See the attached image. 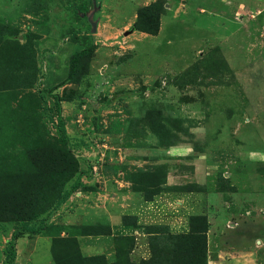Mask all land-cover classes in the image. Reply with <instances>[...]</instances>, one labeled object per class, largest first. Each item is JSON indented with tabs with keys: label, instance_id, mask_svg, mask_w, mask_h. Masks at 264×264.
Returning a JSON list of instances; mask_svg holds the SVG:
<instances>
[{
	"label": "rangeland",
	"instance_id": "374dc122",
	"mask_svg": "<svg viewBox=\"0 0 264 264\" xmlns=\"http://www.w3.org/2000/svg\"><path fill=\"white\" fill-rule=\"evenodd\" d=\"M88 1L0 0V264H264V0Z\"/></svg>",
	"mask_w": 264,
	"mask_h": 264
},
{
	"label": "trees",
	"instance_id": "16d2710c",
	"mask_svg": "<svg viewBox=\"0 0 264 264\" xmlns=\"http://www.w3.org/2000/svg\"><path fill=\"white\" fill-rule=\"evenodd\" d=\"M91 1H92V0H89V1H88V2H89L88 4H90ZM89 9H90V5H89V7L86 9V11H88ZM158 29H159V27H158V22H157L151 30H144V29H142V30L145 31V32L151 33V34H155V33L158 32ZM90 50H91V48H84V49H82V50H79V51L74 52V53L71 55V57H70V66H69L68 77L72 76V74H73V72H74V70H75V68H76V66H77V62H78L79 57H81L82 55L88 53ZM58 106H59V105H58ZM56 109H57V112H58L57 128H58L59 132L62 134V136H63V138H64V137H65V127H64V122H63V120H62V117L59 116V115H60V114H59V108L57 107ZM68 195H69V191H65V192L63 193V195L61 196V198H60V200H59V201H60L59 203H61L62 201L66 200L67 197H68Z\"/></svg>",
	"mask_w": 264,
	"mask_h": 264
},
{
	"label": "crops",
	"instance_id": "0c3cea01",
	"mask_svg": "<svg viewBox=\"0 0 264 264\" xmlns=\"http://www.w3.org/2000/svg\"><path fill=\"white\" fill-rule=\"evenodd\" d=\"M238 2L239 3H243L245 5H259L260 6V4H261L260 3L261 0H238ZM260 13H262L264 15V12L261 11V10H258L256 12L253 10L251 16L254 18L255 16H257V14H260ZM219 16L221 17V14H219ZM242 18L244 19L245 17L242 15ZM148 252H150V251H148L146 249L142 250V251H139V254L144 255V257H142L143 260L146 259V256H147ZM127 254L129 256L128 260L130 262H137V260H134L133 258H135V254H138V253H134L133 250H130ZM207 263L208 264H214L213 261L210 258H207Z\"/></svg>",
	"mask_w": 264,
	"mask_h": 264
}]
</instances>
